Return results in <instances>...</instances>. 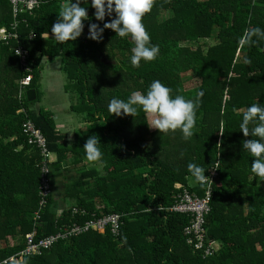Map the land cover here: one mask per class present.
<instances>
[{
  "label": "trees",
  "instance_id": "trees-1",
  "mask_svg": "<svg viewBox=\"0 0 264 264\" xmlns=\"http://www.w3.org/2000/svg\"><path fill=\"white\" fill-rule=\"evenodd\" d=\"M39 1L32 15L17 16L19 39L0 42V264L24 249L29 233L38 241L84 223L91 214L111 213L123 222L118 236L89 231L25 257L22 264H264V181L251 172L254 158L243 148L245 140L258 138L240 130L247 107L264 106V40L239 43L245 30L264 28V0H155L143 23L160 52L139 67L130 63L134 42L111 29L104 30L100 41L79 36L52 43L46 37H54L51 27L66 0ZM81 6H88L90 17L84 29L89 23L103 26L93 16L90 0L89 5L81 0ZM12 22L10 4L0 0V29L9 30ZM207 40L214 44L204 49ZM19 45L29 52L32 74L21 93L18 81L26 74L14 54ZM43 57L60 60L64 90L75 101L69 109L84 123L70 143L50 112L33 108ZM185 74L198 85L185 89ZM153 80L171 88L173 96L195 101L203 93L192 137L185 139L180 129L151 131L139 105L133 116L109 112L113 97L127 101L133 92L146 94ZM31 89L35 99L28 101ZM27 120L55 156L48 164L51 193L42 208L41 157L22 134ZM254 126L250 122L249 129ZM91 135L100 142L98 162L88 161L83 148ZM189 163L203 167L205 175L213 168L217 173L204 216L206 243L217 247L206 258L185 242L189 216L168 210L177 184L199 196L207 190L189 172ZM70 170L75 175L69 176ZM73 207L87 214L72 215Z\"/></svg>",
  "mask_w": 264,
  "mask_h": 264
},
{
  "label": "clouds",
  "instance_id": "clouds-1",
  "mask_svg": "<svg viewBox=\"0 0 264 264\" xmlns=\"http://www.w3.org/2000/svg\"><path fill=\"white\" fill-rule=\"evenodd\" d=\"M89 0H83V5ZM155 0H90V6L94 9L93 16L97 21H103L101 27L97 23H89L88 37L95 41L103 39L105 29H111L121 38H130L134 42L131 49L130 63L139 67L141 61L150 62L155 60L160 52L158 44L151 42V37L143 23V17L153 8ZM88 7V6H87ZM87 7L81 6V0H66L60 6L57 20L51 27L54 40L58 43L75 41L81 36L85 27L84 21L89 20ZM113 13L115 14L113 17ZM109 17L105 21V17ZM264 40V28L259 26L245 30L239 43L241 45L253 40ZM172 89L160 80H153L148 86L146 94L133 92L127 101L113 97L108 104V110L117 117L121 115L136 114L139 105L145 114H152L151 126L161 133H168L180 129L183 137L188 139L193 135L196 123V110L199 107V97L202 92L197 93L196 100L185 99L182 95H171ZM254 127L249 129V124ZM240 130L244 136L257 137L258 139H247L243 142L246 149L254 159L251 162V172L264 181V106L258 103L250 104L243 112ZM99 140L95 135L88 137L83 145L86 158L91 162L101 161L102 152L99 148ZM217 147H220L217 144ZM189 172L202 185L208 182L205 169L197 164H188ZM131 251V249H129Z\"/></svg>",
  "mask_w": 264,
  "mask_h": 264
},
{
  "label": "built area",
  "instance_id": "built-area-1",
  "mask_svg": "<svg viewBox=\"0 0 264 264\" xmlns=\"http://www.w3.org/2000/svg\"><path fill=\"white\" fill-rule=\"evenodd\" d=\"M12 8L13 22L10 24L9 30L0 29V42L7 44L10 40H18L19 34L17 29L19 27V20L17 16L23 13L32 15L33 11L37 9L41 2L39 0H7ZM32 34L28 36L32 38ZM14 54L18 57L19 67L21 72L26 75L19 79L20 93L23 89L29 86L32 74L29 64V52L21 45L14 49ZM27 92V91H26ZM22 134L27 138L29 144L34 145L41 157V169H40V183L38 186V195L40 197L39 208L46 205V198L51 193V185L49 183L47 175L49 174L48 164L52 163L54 159L51 158V153L48 152L46 147V139L39 129L34 124L27 120L22 123ZM217 166V165H215ZM206 176H208V182L204 183L207 186L203 196H199L196 193L191 194L180 184L175 187L178 190L176 199L173 205L168 208L169 212L182 214L189 216L190 220L183 229V235L187 245L191 246L194 251L200 252L203 258L210 256L217 247V243L210 241L206 243V229L204 227V216L209 212V202L211 198L210 186L215 181L217 176L216 169L213 168ZM58 214L62 213V209L57 211ZM72 215H86L85 210L78 211L77 208H71ZM36 217L37 212H35ZM123 222L121 216L117 213H111L96 217L95 214H91L90 218L82 224L74 223L68 227L62 228L55 234H50L44 238L34 241L33 233H29L25 236V247L22 251L16 255L4 260L2 264L11 262L12 264H22L23 258L28 256L39 255L43 250L51 248L58 241H65L72 237H76L87 233L89 231L104 234L106 231L112 236H118Z\"/></svg>",
  "mask_w": 264,
  "mask_h": 264
},
{
  "label": "rangeland",
  "instance_id": "rangeland-1",
  "mask_svg": "<svg viewBox=\"0 0 264 264\" xmlns=\"http://www.w3.org/2000/svg\"><path fill=\"white\" fill-rule=\"evenodd\" d=\"M205 43H206V46L204 47V49L214 44V41L207 40L205 41ZM42 73H43V79L39 81V84L37 87L39 99L33 105V108H38V107L43 106L46 110L51 111L53 114H57V116L61 120L66 119L67 116H70L72 119H74V121L81 120V117L76 115L75 113H72L68 109V106L65 103L66 98L69 101V103L71 102H70L68 95L65 97V93L63 92L65 83H63L64 77H63L62 72L59 70L60 77L59 79H57L58 81H56V79H53L51 77V74L48 73L47 68H44ZM182 81H183V85L185 89H191L198 85V80L190 77L188 74L183 75ZM72 99L74 100L73 97ZM154 118L155 117L152 114H147L148 125L151 131L156 129L154 127H150ZM56 123H59V122L56 121ZM70 125L72 124L70 123ZM51 158L55 159V156L52 154ZM73 175H75V171L70 170L69 176H73Z\"/></svg>",
  "mask_w": 264,
  "mask_h": 264
},
{
  "label": "crops",
  "instance_id": "crops-1",
  "mask_svg": "<svg viewBox=\"0 0 264 264\" xmlns=\"http://www.w3.org/2000/svg\"><path fill=\"white\" fill-rule=\"evenodd\" d=\"M84 22H86V20ZM81 37L82 38H87L88 37V29H83ZM46 38L48 40L52 41V43L56 44V41L53 39L54 37L48 36ZM40 64H41V67H42V70H41V73H40V80L43 79V73L42 72H43L44 68H47L48 69V73L51 74V77L53 79H56V81H58L57 79H59V77H60L59 76V70L62 72L61 63H60V60L58 58H55L52 61H50V60H47L45 57H43V58H41ZM62 74H63V77H64V82L63 83L66 84L67 80H66L65 75H64L63 72H62ZM38 84H39V82H38ZM63 92L65 93V97L68 95V97L70 99L71 103H69L67 98H66V102H65L66 105L68 106V109H69L70 105L73 102H75V101L72 99V96L69 93L65 92L64 88H63ZM41 108L46 110L43 106ZM46 111H48V110H46ZM48 112L51 113L52 119L55 122L57 130L61 134H63L65 136V141L67 143H70V142L74 141L75 134H76L77 130L80 129L82 126H84V123H83L82 119L78 120V121H74V119H72L70 116H67L66 119L61 120V119H59L57 114H53L51 111H48ZM56 121H58L59 123H56ZM70 123L72 125H70ZM59 204L60 205H64V202L60 201Z\"/></svg>",
  "mask_w": 264,
  "mask_h": 264
},
{
  "label": "water",
  "instance_id": "water-1",
  "mask_svg": "<svg viewBox=\"0 0 264 264\" xmlns=\"http://www.w3.org/2000/svg\"><path fill=\"white\" fill-rule=\"evenodd\" d=\"M26 97L28 101H33L35 99V91L34 90H27Z\"/></svg>",
  "mask_w": 264,
  "mask_h": 264
}]
</instances>
